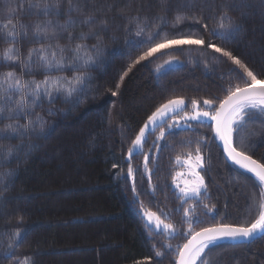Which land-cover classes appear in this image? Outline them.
<instances>
[{
    "label": "trees",
    "instance_id": "obj_1",
    "mask_svg": "<svg viewBox=\"0 0 264 264\" xmlns=\"http://www.w3.org/2000/svg\"><path fill=\"white\" fill-rule=\"evenodd\" d=\"M18 2L0 0V21L5 18V7H15ZM73 4L79 5L81 10L74 11L71 17L67 15L65 0L58 17L38 18L20 13L16 21L32 25L38 19H50L53 23L66 25L71 19L76 22L69 29L71 34L85 33L89 39L84 43L89 47L100 43L104 56L108 58L106 61L98 59L96 65L86 71L85 74L91 77L90 87L78 103L75 97L65 99L59 94L54 104L49 105L45 99L42 107L35 108L33 117L39 115L46 124L43 129L30 133L28 138L20 140L5 127L8 123L24 124L23 116L18 121L5 119L0 122V133L12 137L0 140V151L20 147L26 151L27 146L35 145L30 155L14 154L0 167V173L14 172L0 183V264H19L25 257H31V264H138L148 259L151 264H156L157 260L162 264H176L175 249L186 242L179 233L186 232L188 226L182 223L183 212L178 211L180 201L176 199L171 183L177 157L188 151L181 146L182 142L199 139L201 134L208 140L203 155L205 167L209 170L205 183L210 199L204 203L209 207L215 205V210L207 214L201 204L197 206V215L208 223L211 215H215L218 222L224 218L228 223L254 219L246 208L254 191V177L225 159L213 141L210 128L176 129L174 138L166 137L168 147L159 154V171L150 156L151 186L143 155L131 159L128 155L132 141L156 107L170 98H183L190 111L192 100L202 103L203 99L211 97L223 99L221 89H226L229 82L233 86H243L242 81L229 77L230 69H236L245 80L248 79L241 69L211 50L201 55L197 45H174L135 65L120 83L118 94L113 96L112 91L116 90L120 76L130 63L147 47L132 49L127 46L126 41L146 38L134 35V23L129 21V16L148 18L152 33L170 37L205 35L207 38V30L202 24L191 19L173 27L174 16L177 12L189 16L203 15L211 28L214 27L211 18L225 5L231 9L227 15L242 25V31L227 47L258 78L264 79L262 0H167L166 6L162 0H73ZM89 16L97 21L108 20L107 30L101 32L99 40L93 38L100 31L98 24L90 28L81 23ZM156 17H165L167 25H161ZM129 28L133 29L132 34L127 31ZM67 35V32L61 33L62 46ZM213 42L221 43L215 39ZM7 46L0 42V53ZM17 47H22L26 56L30 47L40 45L32 43L29 33L28 39ZM166 53L175 55L180 63L172 65L177 71L160 76L157 67L164 65L167 68L165 61L171 58ZM213 56L218 59H212ZM9 70L24 80L41 81L45 78V70L39 67H33L31 75H26L29 69L22 67L0 68V73ZM52 74L71 78L77 73L53 71ZM49 110L54 114L49 116ZM242 136L250 145L249 154L254 159L264 160V128L259 123L249 125ZM155 139V135L149 138L145 153ZM159 143L163 145L164 141ZM129 164L135 172L132 181L127 175ZM133 181L138 199L132 192ZM152 186L156 188L155 195ZM141 203L157 215L161 210L167 213L170 219L165 222L177 226V236L170 238L152 227L150 233L141 214ZM16 231L26 232L27 239L8 259L5 254L12 251L8 245ZM233 243L236 242H223L224 245ZM244 244L243 247H225L222 251L209 253L208 264H264V241ZM155 251L162 252L163 256L155 257Z\"/></svg>",
    "mask_w": 264,
    "mask_h": 264
},
{
    "label": "snow or ice",
    "instance_id": "obj_2",
    "mask_svg": "<svg viewBox=\"0 0 264 264\" xmlns=\"http://www.w3.org/2000/svg\"><path fill=\"white\" fill-rule=\"evenodd\" d=\"M65 3V0H19L15 7H5V18L0 21V42L8 46L0 53V68H15L22 67L29 69L26 75H31L33 67H39L45 70V78L41 81L24 80L17 74L9 70L0 73V122L7 119L10 121H18L25 119L24 124L8 123L5 127L15 134L16 138L24 140L29 137L30 133H35L37 129H43L46 121L39 115L33 117L35 108L42 107L43 102L47 99L49 105L55 103V99L59 94H63L65 99L75 97L76 102H79L90 87L91 77L87 76L86 71L95 66L98 59L103 58L104 61L108 57L104 56L103 49L100 43L89 47L84 41L89 39V36L81 32L78 36H73L69 29L76 23L69 19L66 25H60L58 22L53 23L52 20L40 21L32 25L17 23L20 13H27L29 16L36 15L40 17L60 16L59 9ZM166 6L167 0H162ZM264 3V0H262ZM67 15L71 17L74 11H80V6L73 4V0H67ZM188 5L185 4V8ZM228 9L225 5L218 15L211 18L214 27H209V21L203 15H186L184 12H177L172 20V25L185 23L191 19L196 23L202 24V27L207 30V38L205 35L200 36H185L161 33H152L150 26L147 23L148 18H142L139 15L129 16L130 22L134 23V35L141 37L140 41H126L127 46L132 49L144 47L146 50L142 52L128 66L127 70L120 76V82L116 84V90L112 91V95L116 96L128 72L132 71L135 65L141 61H147L161 49H167L172 46L182 45H197L201 55L211 50L213 53H219L226 57L232 64L241 69L243 74H246L248 79L236 69L229 70V77L243 82V86L237 84L233 86L229 82L226 89L223 91V99L211 97L203 99L202 103L198 100L191 101V111L185 106L183 98H170L165 103L156 107L143 126L139 133L132 141V146L128 149L129 158L133 156L143 155L144 169L149 174V184L151 186V168L150 156L152 162L157 164L159 171V154L168 147L167 139L174 138L177 133L176 129L181 131L193 130L196 127H207L213 133V141H219L222 146L223 154L228 161L239 167L246 173H250L254 177L252 188L254 189L249 198V203L246 205L249 215L255 218L251 221L245 220L243 223H228L224 218L217 221L215 215H211L208 219L202 220L197 215V206L203 205L207 209V214H211L215 210V205L209 207L204 203L206 199H210L208 195V186L205 183V175L208 174V169L205 167V157L203 150L207 148L208 140L203 134L199 139L182 142V147L188 151L184 154L183 162L180 157H177L179 166L184 172H177L173 177V184L178 190L174 193L176 199L180 201V209L183 212L182 223L187 224V231L181 232L179 235L186 240L182 246H177L175 249L177 260L176 264H208L209 253L220 250L225 247H243L244 243H255L264 241V160H257L249 154L250 145L245 142L242 136L249 125L259 123L264 128V79L258 78L256 74L242 61L239 57L233 55V52L227 47L234 38L242 31V25L227 15ZM115 19V17H113ZM161 25L166 26L167 20L165 17H156ZM86 27L99 25L100 31L93 35L94 39L99 40L101 32L107 30L108 20L102 19L97 21L94 17L89 16L81 22ZM129 34L133 33V29H127ZM67 32L66 43L61 45V33ZM31 33L32 43L38 44L40 47H30L25 56L22 45L25 39H28ZM213 39L220 41V44L214 43ZM80 41V43H74ZM194 49H189L192 51ZM115 53H113L114 55ZM171 58L165 61L164 65L157 67L156 72L160 76H166L170 72H175L178 69L173 68V64H179L180 61L175 55L166 53ZM212 59H218L213 56ZM161 69H164L161 72ZM53 71L65 72L72 71L77 73L71 78L67 76L53 75ZM225 79L224 76L220 77ZM259 85V87H257ZM7 113V115H5ZM54 113L49 110L48 115ZM192 122H196L193 124ZM208 122H211L209 124ZM158 132V135L156 133ZM155 135L156 139L152 141L148 147V153L144 152V148L148 145L149 138ZM11 136H6L0 133V140L11 139ZM160 141H164L161 145ZM35 145L27 146L25 151L23 147L8 148L0 151V167L4 166L5 160H10L14 154L22 153L24 156L31 154ZM113 167H116L113 164ZM203 171V174H202ZM14 172L0 173V183ZM127 175L133 177L135 175L131 164L128 165ZM187 177L183 186L177 181L176 177ZM247 180V177H244ZM153 187V195L156 188ZM5 190H7L5 188ZM132 192L137 193L135 182L133 181ZM184 205H188L184 207ZM141 209L144 208L143 203L140 204ZM227 207V205H226ZM147 225L149 232H152L151 225L155 219V229L161 233L167 232L170 238L177 236V226L172 223L165 222L170 219V216L161 210V214L146 211ZM207 225V226H205ZM198 229V230H197ZM27 233L16 231L14 238L8 245L12 251L5 254L6 258L11 259L14 255V249L18 248L24 240L27 239ZM223 241H233L236 243L224 245ZM207 250V252H206ZM163 253L155 251V257H161ZM19 264H31V257L20 259ZM138 264H151V259L139 261ZM156 264H162L161 260H157Z\"/></svg>",
    "mask_w": 264,
    "mask_h": 264
},
{
    "label": "rangeland",
    "instance_id": "obj_3",
    "mask_svg": "<svg viewBox=\"0 0 264 264\" xmlns=\"http://www.w3.org/2000/svg\"><path fill=\"white\" fill-rule=\"evenodd\" d=\"M190 111H191V110H190ZM160 142H161V141H160ZM183 160H184V156L180 157V161L183 162ZM176 167H177V168H176ZM184 171H186V168H183V169H182V168L179 166V164H178V162H177V160H176V166H175L174 176L176 175L177 172H184ZM174 176H173V177H174ZM176 179H177V181L183 186L184 181L187 179V177H186V176H185V177H176ZM130 180L132 181V178H131V177H130ZM171 186H172V189H173L175 192L178 191V190L175 188V185L173 184V181H172V183H171ZM146 211H148V210L145 209V208L141 209V214H142L144 220H145L146 223H147V217L145 216V212H146ZM151 227L155 229V219H153V223H152ZM155 230H156V231H160V230H157V229H155ZM164 233H165L166 235L169 236V234H168L167 232H164Z\"/></svg>",
    "mask_w": 264,
    "mask_h": 264
},
{
    "label": "water",
    "instance_id": "obj_4",
    "mask_svg": "<svg viewBox=\"0 0 264 264\" xmlns=\"http://www.w3.org/2000/svg\"><path fill=\"white\" fill-rule=\"evenodd\" d=\"M257 87H259V85L257 86ZM212 135H213V133H212ZM216 142V144L218 145V147L220 148V150L222 151V153H223V150H222V146L220 145V142L219 141H215ZM224 155V154H223ZM224 157H225V159L227 160V158H226V156L224 155ZM228 161V160H227ZM228 162H230L231 163V161H228ZM236 166V165H235ZM238 167V166H237ZM239 168V167H238ZM248 174H250V173H248ZM251 175V174H250ZM252 176V175H251ZM223 242H233V241H223ZM222 242V243H223ZM241 243H249V242H241Z\"/></svg>",
    "mask_w": 264,
    "mask_h": 264
}]
</instances>
